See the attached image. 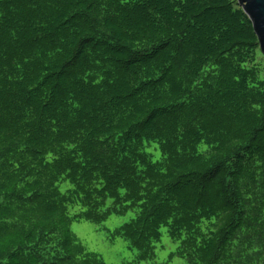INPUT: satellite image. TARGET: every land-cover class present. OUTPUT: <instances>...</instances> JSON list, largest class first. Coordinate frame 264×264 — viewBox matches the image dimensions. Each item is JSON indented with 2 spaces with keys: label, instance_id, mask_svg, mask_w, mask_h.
Wrapping results in <instances>:
<instances>
[{
  "label": "trees",
  "instance_id": "1",
  "mask_svg": "<svg viewBox=\"0 0 264 264\" xmlns=\"http://www.w3.org/2000/svg\"><path fill=\"white\" fill-rule=\"evenodd\" d=\"M233 3L0 0V264H104L71 223L130 212L140 261L166 227L186 264H264V56Z\"/></svg>",
  "mask_w": 264,
  "mask_h": 264
},
{
  "label": "rangeland",
  "instance_id": "2",
  "mask_svg": "<svg viewBox=\"0 0 264 264\" xmlns=\"http://www.w3.org/2000/svg\"><path fill=\"white\" fill-rule=\"evenodd\" d=\"M233 4L235 8H241L237 0L236 2L234 0ZM151 147L146 151L152 154L154 160H157L160 153L155 150V145ZM69 187L71 186L68 182L61 185L62 191ZM80 210L79 207H74L70 209V215L78 213ZM133 216L132 212L125 216L111 215L100 224L73 221L70 231L87 252L96 255L104 264H186L185 259L177 255L180 241L171 239L166 227L161 229L160 240L154 243L156 257L153 260H138V251L130 248L129 243L123 237L113 238L112 234Z\"/></svg>",
  "mask_w": 264,
  "mask_h": 264
},
{
  "label": "water",
  "instance_id": "3",
  "mask_svg": "<svg viewBox=\"0 0 264 264\" xmlns=\"http://www.w3.org/2000/svg\"><path fill=\"white\" fill-rule=\"evenodd\" d=\"M253 26L259 49L264 56V0H237Z\"/></svg>",
  "mask_w": 264,
  "mask_h": 264
}]
</instances>
